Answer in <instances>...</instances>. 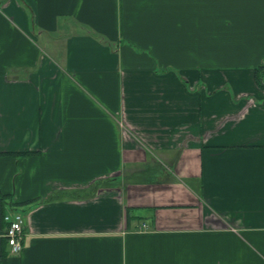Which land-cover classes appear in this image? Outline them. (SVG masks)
Returning a JSON list of instances; mask_svg holds the SVG:
<instances>
[{"label": "crops", "instance_id": "1", "mask_svg": "<svg viewBox=\"0 0 264 264\" xmlns=\"http://www.w3.org/2000/svg\"><path fill=\"white\" fill-rule=\"evenodd\" d=\"M260 69L264 0H0V264H264Z\"/></svg>", "mask_w": 264, "mask_h": 264}, {"label": "built area", "instance_id": "2", "mask_svg": "<svg viewBox=\"0 0 264 264\" xmlns=\"http://www.w3.org/2000/svg\"><path fill=\"white\" fill-rule=\"evenodd\" d=\"M7 224L4 233L10 249L11 255H19L23 251L24 233V218L20 214H7L4 217Z\"/></svg>", "mask_w": 264, "mask_h": 264}, {"label": "trees", "instance_id": "3", "mask_svg": "<svg viewBox=\"0 0 264 264\" xmlns=\"http://www.w3.org/2000/svg\"><path fill=\"white\" fill-rule=\"evenodd\" d=\"M257 72H258V80H259V83H261L262 77L264 76V71H261V69H260Z\"/></svg>", "mask_w": 264, "mask_h": 264}]
</instances>
